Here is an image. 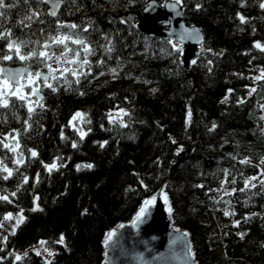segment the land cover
Listing matches in <instances>:
<instances>
[{
	"label": "trees",
	"instance_id": "16d2710c",
	"mask_svg": "<svg viewBox=\"0 0 264 264\" xmlns=\"http://www.w3.org/2000/svg\"><path fill=\"white\" fill-rule=\"evenodd\" d=\"M147 1L62 0L51 16L5 0L0 68L55 76L31 106L0 86V134L22 156L0 140V264H102L104 233L163 182L199 264H264V188L245 186L264 160V0H182L203 33L188 67L180 43L137 29Z\"/></svg>",
	"mask_w": 264,
	"mask_h": 264
},
{
	"label": "water",
	"instance_id": "95a60500",
	"mask_svg": "<svg viewBox=\"0 0 264 264\" xmlns=\"http://www.w3.org/2000/svg\"><path fill=\"white\" fill-rule=\"evenodd\" d=\"M46 1L48 13L55 16L62 0H55L58 3L55 8L54 0ZM136 26L147 36L167 37L180 43L185 50V67L203 41L200 27L184 21L181 5L176 0H166L162 4L148 0ZM0 69L4 70L0 74L10 85H18L20 77L30 72L27 65H3ZM38 73L43 82L55 76V73L44 71ZM33 94L42 98L39 89H34ZM18 159L21 160V156ZM148 200L152 203L145 204ZM141 208L144 209L142 215ZM101 246L102 264H199L190 231L174 221L173 206L164 182L141 201L128 219L117 222L104 233Z\"/></svg>",
	"mask_w": 264,
	"mask_h": 264
},
{
	"label": "rangeland",
	"instance_id": "374dc122",
	"mask_svg": "<svg viewBox=\"0 0 264 264\" xmlns=\"http://www.w3.org/2000/svg\"><path fill=\"white\" fill-rule=\"evenodd\" d=\"M67 63L62 64V60H55L50 62V68L51 69H58L61 68L62 71H65L67 68ZM43 85L49 86L50 81L47 80L46 82L42 83ZM0 86L2 88L3 94H14L22 99H24L25 103L27 106L30 105L31 102L35 101L36 98L33 95V90L34 88H39L41 89V82L39 81V77L37 76L36 73H28L22 78H20L19 84L15 86H10L8 81L5 80L4 78L1 80ZM190 115V110H188V117ZM262 115L264 119V107L262 108ZM76 116V113L72 116L70 120L71 126H73L74 121H76L78 124L81 123V116L76 117V119H73V117ZM108 116L111 119H120L122 116V110L121 109H114L112 111L108 112ZM0 140L1 142L9 148V151L13 153L14 158L17 156L21 155V153L18 150V145L17 142L15 141V137L10 134H0ZM262 161H258V172L254 175L248 176L245 179L246 184L248 185H254V184H260L264 188V163ZM254 177V179H253ZM11 216L10 219H6L8 221H18L21 217V214L15 213V214H7L6 216ZM0 227H4V230H9V226H5V223L3 222ZM2 234L0 233V239H2ZM43 241H38L35 243V245L32 247L36 252L40 253L46 261H48L52 255L53 252L49 249H47L44 246Z\"/></svg>",
	"mask_w": 264,
	"mask_h": 264
},
{
	"label": "snow or ice",
	"instance_id": "6c2138e0",
	"mask_svg": "<svg viewBox=\"0 0 264 264\" xmlns=\"http://www.w3.org/2000/svg\"><path fill=\"white\" fill-rule=\"evenodd\" d=\"M182 2V0H176V3L177 4H180ZM58 6V3L57 2H55V0H54V2H53V7L55 8V7H57ZM5 7V0H0V9H2V8H4ZM261 7H264V4H262L261 5ZM0 15H3V13H0ZM52 15H55V12L53 11L52 12ZM243 17H241V21L243 22ZM71 27H75V25H72ZM256 47H260V45L259 44H257L256 45ZM9 48H12V44H9ZM87 50V49H86ZM5 59H11V57H5ZM21 59H23V57H21ZM85 62H87V61H85ZM4 70L3 69H0V72H3ZM37 75H39V73H37ZM252 91H255V89H253ZM79 116H81V113H76V116H74L73 117V119H76V117H79ZM32 155L33 156H35L36 155V153L35 152H33L32 153ZM246 162V161H245ZM262 163H264V161H262ZM51 167H55V165H52ZM79 167V166H78ZM87 167H91V165H87ZM10 174V173H9ZM5 179H7V177H5ZM253 179H254V177H253ZM246 187H247V184L245 185ZM0 199H7V197H0ZM153 199H155V197H153ZM165 201H167V197L165 196ZM152 203V201L151 200H148V201H145V204H151ZM140 213H141V215L144 213V209L143 208H141V210H140ZM225 215H229V213L227 212V211H225ZM11 218V216L9 215V216H6L5 217V219H10ZM137 219H140V216L138 215V217H137ZM22 221H23V217H21L20 218V220H18L17 221V224H19V223H22ZM14 234V233H13ZM110 236L112 235V234H109ZM63 240V237H61V241ZM43 243V242H42ZM17 259H19V257H17Z\"/></svg>",
	"mask_w": 264,
	"mask_h": 264
},
{
	"label": "flooded vegetation",
	"instance_id": "af4514ba",
	"mask_svg": "<svg viewBox=\"0 0 264 264\" xmlns=\"http://www.w3.org/2000/svg\"><path fill=\"white\" fill-rule=\"evenodd\" d=\"M35 101L31 102L29 106L33 105ZM74 124L76 125V121H74Z\"/></svg>",
	"mask_w": 264,
	"mask_h": 264
},
{
	"label": "bare ground",
	"instance_id": "6f19581e",
	"mask_svg": "<svg viewBox=\"0 0 264 264\" xmlns=\"http://www.w3.org/2000/svg\"><path fill=\"white\" fill-rule=\"evenodd\" d=\"M142 33V32H141Z\"/></svg>",
	"mask_w": 264,
	"mask_h": 264
}]
</instances>
